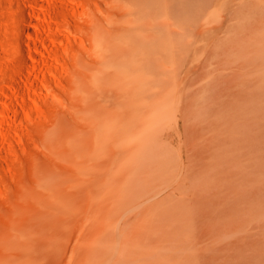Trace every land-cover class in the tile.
<instances>
[{
	"label": "bare ground",
	"instance_id": "1",
	"mask_svg": "<svg viewBox=\"0 0 264 264\" xmlns=\"http://www.w3.org/2000/svg\"><path fill=\"white\" fill-rule=\"evenodd\" d=\"M134 1L0 0V264H189L181 185L207 249L211 174L263 166L262 0Z\"/></svg>",
	"mask_w": 264,
	"mask_h": 264
},
{
	"label": "rangeland",
	"instance_id": "2",
	"mask_svg": "<svg viewBox=\"0 0 264 264\" xmlns=\"http://www.w3.org/2000/svg\"><path fill=\"white\" fill-rule=\"evenodd\" d=\"M122 1L127 2V4L125 3V5H127V6L129 5L128 6L129 8L132 7L131 8L132 10L138 12L139 17H140L138 20L139 22H145L146 16H145L144 10L142 9V5L140 3H138V2L136 3L134 0H122ZM129 1H134V4L129 3ZM174 1H177V0H165V1L160 2L159 5H162V6H164L166 4L171 5V3ZM206 1L207 2L205 4H201L200 6L192 5V4L185 6V10H187V12L190 13V18L197 21V24L201 25V26H204V25H207L210 23V18L208 19V17H211L210 14L213 12L211 7L213 9H215L214 12H216V15H217V13L221 15V13L224 12L222 10V8H224L223 6L231 0H222V2L220 3V7L218 5L220 0H216V1H218L216 3V5L214 3L215 0L213 2L214 4L211 3L212 0H206ZM238 1H240V0H237L236 2H238ZM115 2H116V0H115ZM262 3H264V0H262ZM113 4L116 5L114 2H113ZM13 5L15 7H17L16 3ZM125 5L120 6L119 3H117V7L119 6V8L120 7L125 8ZM127 6H126V9H128ZM214 6H215V8H214ZM205 7H207L209 10L208 17L202 18V17L196 16L194 14V12L196 10H198V8L204 9ZM145 8L148 11H152V12L155 11V5H152V7L145 6ZM218 8H219V11L222 10V12H219L218 10H216ZM22 10H24V12H25V9L21 8V13L23 12ZM19 12H20V10H19ZM154 15L158 16L156 13ZM215 18H218V16H215ZM207 19H208V21H207ZM127 20H128L127 14L121 18V24L125 25V27L123 29V33H124L125 37L133 31V30H131L129 24H126ZM151 22L156 24L155 20H152ZM147 31L149 33H151V32L156 33L157 30L152 29V30H147ZM162 34H164V35H162ZM157 35H160L162 37L170 39L172 41V44H174V46L178 49L182 46L180 39L176 35L167 34L164 32H158ZM194 78H195V74L192 72V77H191V75L186 77L184 82L185 83L193 82ZM150 85L154 86V84L148 83V84L143 85L142 87L148 88V87H150ZM136 126H138V125H136ZM227 166L228 165L226 164L225 168ZM263 166H264V163H263ZM263 166L260 165L258 167L259 169L256 172H252L253 174L255 173L254 175L247 172L246 174L247 175L249 174V176H246V174L244 172H241V173L239 172L238 173L239 175H236V173L234 172L235 175L234 174L232 175V172H230L226 169L223 171L222 174H221L222 171H218V173H214V175L211 174L210 180H211V178H215L214 177L215 175L217 176V178L215 180H211L213 186H210V188L212 189V190L211 189L210 190L212 193L210 192V196H211L210 200H209L210 203L208 202L209 205L207 207V209H210V213H209L210 224L208 226L209 230H210L209 236H208L209 237V243H208L209 247L207 246L208 247L207 249H203L204 248L203 245L204 246L206 245V242H203L204 239L206 238L205 231L207 232L206 225L204 226V224H207V223L205 221V215L203 216L204 208L206 206V205L204 206V204H206V201H204L205 199H202L203 198L202 191H200L201 193H199V195L197 193L195 194V192L193 190L196 191V188H195L196 185H195V183H193L194 181L192 183L195 186L192 184L190 185V183L192 181L191 178H188L184 184L187 183L188 184V185L186 184L187 187L192 186V187H188L189 189L191 188L192 190L190 189V191L189 190L187 191V187L186 186L182 187V185H181V187L179 188L178 193H177L178 197L175 196V197H177V200L179 199V195L181 196L180 198H182V199H184L183 196L188 195L187 196L188 198L187 197L185 198V199H187L188 203L192 202L191 203L192 206H198V204H199V206H201L203 208V212H202L203 214L201 215L202 216L201 221H203L204 223L199 221L195 225L197 227L194 228L195 229V236L196 237L198 236L197 239L202 241L201 243L198 244V246H200L201 252L198 255V258L192 260V262H190L189 264H264V175H263L264 174V169H263L264 167ZM244 168L246 169V167H244ZM260 168H261V170H260ZM247 169H248V166H247ZM262 169H263V171H262ZM226 171H228V173H226ZM219 174H220V177L218 178ZM225 175H227V176L224 178ZM240 175H242V176H240ZM244 175H245V177H247L246 180L245 181L242 180V182H240V181L237 182V180L239 179L238 177H241V179H243L242 177H244ZM250 175L253 176L252 179H251L252 176H250ZM228 176H229V178H228ZM233 176H234V178H233ZM235 176L237 179L235 178ZM230 178H232V180ZM248 178H250V179H248ZM189 179H190V181H189ZM241 179H239V180H241ZM222 180H228V182L223 181V183H221ZM235 180L238 184L235 182ZM211 181H210V185H212ZM229 181H231V182H229ZM219 182L222 185L219 184ZM233 182L235 184H237L235 186L236 188L234 187ZM224 183H226V184L228 183L229 185L230 184L231 185L229 187L228 184H227L228 185L227 186ZM214 185H216V186H214ZM193 186H194V189H193ZM217 186H219V188ZM222 186H223L224 190L221 189L222 192L218 191L217 189L220 190V188H222ZM226 186H227L228 192H229V188L234 189V192L236 191V189L237 190L239 189L238 190L239 192L238 193L235 192V194H234L232 192V190H230V192H231V193L229 192L230 194L225 193L223 191L227 190ZM183 190H184L185 194L180 193ZM217 193L221 194L222 197L219 194L216 196ZM222 193L227 194V196L225 194L222 195ZM196 195H198V196H196ZM175 197H174V199H175ZM219 197H220V199H219ZM224 197H225V199H224ZM192 198L194 199V201H192ZM189 199H191V201H188ZM179 201H181V200H179ZM182 202H183V200H182ZM199 206L197 207V211H199V209H200ZM226 207L228 208V210L226 209ZM246 210H248V213ZM220 211H221V213H220ZM251 211H253V212L251 213ZM1 215H2V211H1L0 216ZM1 217L3 218L4 216H1ZM3 219L6 221H9L5 217ZM201 225H203V226H201ZM197 228H198V230L196 231ZM203 235H204V237H203ZM204 253H205V255L207 254L206 256H209V257H206L204 255ZM223 257H225V258H223ZM182 264H186V263L182 262Z\"/></svg>",
	"mask_w": 264,
	"mask_h": 264
}]
</instances>
